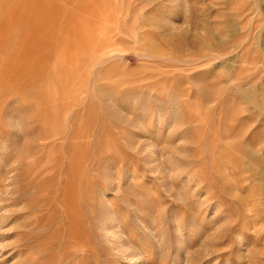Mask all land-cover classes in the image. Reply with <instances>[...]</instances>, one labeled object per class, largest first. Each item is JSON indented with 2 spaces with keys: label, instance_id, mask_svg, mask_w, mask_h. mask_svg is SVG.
<instances>
[{
  "label": "rangeland",
  "instance_id": "rangeland-1",
  "mask_svg": "<svg viewBox=\"0 0 264 264\" xmlns=\"http://www.w3.org/2000/svg\"><path fill=\"white\" fill-rule=\"evenodd\" d=\"M0 264H264V0H0Z\"/></svg>",
  "mask_w": 264,
  "mask_h": 264
}]
</instances>
